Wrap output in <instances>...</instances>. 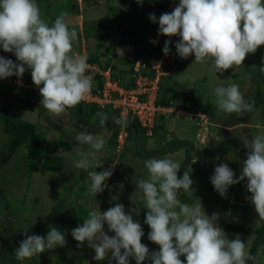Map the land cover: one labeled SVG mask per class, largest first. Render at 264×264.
Segmentation results:
<instances>
[{"label":"rangeland","instance_id":"374dc122","mask_svg":"<svg viewBox=\"0 0 264 264\" xmlns=\"http://www.w3.org/2000/svg\"><path fill=\"white\" fill-rule=\"evenodd\" d=\"M170 1L172 3L165 5ZM35 2L39 6L42 19L50 26L58 15L64 13L69 30L74 29L78 34V38L73 42V52L95 56L102 68L104 65L108 66L110 73L112 72L114 77L122 82L130 77V69L138 59L132 47L123 43L131 44L140 39L144 44L139 47L146 45L152 50L149 60L158 57L168 38L165 36L158 38L159 17L163 13H170L169 9L173 7L169 6L178 5L179 0H140L139 3L137 0L98 2L35 0ZM116 3L121 7H116ZM153 13L157 18L156 23L148 18L149 14ZM121 30L128 33H122ZM115 35L118 41L113 37ZM172 39L177 43L179 36ZM80 47L83 49L81 52ZM121 48L122 51H119ZM169 49L172 59L168 71L171 72L160 81L161 86L172 88L168 96L166 95L168 99L170 98L169 105L181 109L187 107L189 113H205V117L197 122L198 118L193 120L184 116L177 119L173 114L163 120L164 128L167 123H178L173 129L170 127L169 129L167 127L168 131L156 129L149 136L131 129L127 131L128 145L119 153L110 143L114 132L112 126H100L95 123L94 116L90 117L87 124H83L79 117L68 110L59 116L51 114L44 109L38 97L32 92L27 96L26 86L20 79L31 77V69L26 68L20 78L11 76L0 79V114L4 108H8L18 120L32 124L43 142L59 140L74 144L78 142L76 136L85 131L102 135L107 143L97 154L102 166L95 171L112 169L113 173L105 181L103 192L96 196L89 191L91 181L88 175L83 181L77 182L79 175L93 170L85 171L74 166L79 159L75 150L78 147L88 150V146L81 145H75L68 151L58 147L52 150L50 155L62 160L60 174L45 171L39 165L28 174L24 148H19L6 164L0 165V233L4 229H7V235H11L12 231H18L20 237L24 239L25 232L28 235L46 236L49 227L53 226L62 231L66 238L64 247L45 251L23 261L17 260V264H109L110 253L104 261H96L95 253L88 247L87 242L78 246L71 236V231L83 224L91 210L98 207L103 213L116 203L123 204L126 212L132 210L133 219L139 222V208L143 200L132 194L137 190V179L148 177L144 161L149 158L170 157L179 161L181 168L178 177L188 171L193 181V192H184L179 198L189 205L198 202L199 199L206 215L211 217L213 213L219 214L216 222L218 225L227 223L243 229H255L264 223V219L258 217L254 205L247 199L250 193L246 190V179L229 186L225 197H221L210 183L215 167L221 163H226L234 172V179L238 178L248 152L245 136L248 135L250 141L257 135H264V45L255 53L248 54L242 66H234L225 72L217 71L212 66L213 61L210 58H206L203 63H197L194 61V55L181 58L176 52L175 45H170ZM139 50L144 53L143 48ZM100 51L104 56L97 55ZM0 57L18 63L15 55L4 52L2 47ZM255 71L261 75L258 76L259 79L263 76V81L255 78ZM232 82L239 84V90L246 101L253 98L256 88L263 92L262 103L252 110L247 121L246 112L228 114L219 110L214 102V88L220 85L228 86ZM32 98L37 99L41 109H44L43 115H39L37 107L29 105V100H34ZM185 99L190 102H185ZM109 116V124L117 125L111 119L113 116L111 114ZM3 121L0 116V149L8 138L1 130ZM184 126L190 128L191 134L185 132L178 134V127ZM219 129H225L224 131H228L229 134H221L222 140L213 144L216 139L213 136H216ZM243 130L247 132L243 133ZM192 131L196 133L193 135ZM120 184L124 185L122 190L119 188ZM49 214L53 215L52 218L41 227L38 226L37 224L44 222ZM103 230L109 236L113 235L108 231L106 224ZM224 233L229 240L235 239L238 235L245 242L247 250L249 249L253 235L227 231ZM6 234H0V249L6 252V257L1 259L2 263L15 256L13 254L15 247L8 244L5 248L2 244V237ZM141 243L148 247L149 254L159 251V247L146 236L141 238ZM254 257L252 264H264V244L258 247ZM180 259L186 264L185 257L181 256ZM114 262L115 260H112L111 264ZM129 264H135L131 257ZM143 264L151 262L146 259Z\"/></svg>","mask_w":264,"mask_h":264},{"label":"clouds","instance_id":"9594fccd","mask_svg":"<svg viewBox=\"0 0 264 264\" xmlns=\"http://www.w3.org/2000/svg\"><path fill=\"white\" fill-rule=\"evenodd\" d=\"M116 7L121 6L116 3ZM171 7H175L173 11L169 9L170 13L159 17L158 35H178L175 48L181 58L194 55L197 63L210 58L217 71L225 72L242 66L248 54L264 45V0H179L178 6ZM148 18L157 22L154 13ZM77 38L76 30H69L64 13L50 26L42 19L35 0H0V47L6 53H13L18 62L0 57V79L13 75L20 78L26 68L31 69V80L39 88L42 99L37 97L44 109L59 116L66 109L76 107L93 88V77L86 75L88 55L73 52ZM169 43L165 41V55L170 51ZM239 89L235 82L216 86L214 102L218 109L228 114L251 112L254 101L248 103ZM97 118L100 126H105L110 116L97 112L94 119ZM111 119L122 127L128 123L123 115ZM76 140L81 146L87 145L88 150L80 147L75 150L79 159L74 166L85 171L93 169L88 172L89 191L96 196L103 192L105 181L113 174L112 169L95 171L102 166L97 154L107 142L102 135L86 131L80 132ZM246 149L238 178L234 179V172L226 163H221L215 167L210 183L225 197L229 186L246 179V190L250 193L247 199L254 205L258 217L264 219V135L246 140ZM144 167L148 177L137 179V190L132 195L144 201L147 209L144 223L150 229L148 240L159 251L149 254L148 247L141 243L144 235L141 224L133 219L132 210L126 212L120 203L103 213L98 207L88 213L83 224L71 231L78 246L87 242L96 261H104L110 253L109 264L112 260L116 264H129L130 257L135 264H143L146 259L151 264H185L181 256L185 257L186 264H246L248 260H255L238 235L232 240L226 238L216 223L219 214L209 217L199 199L189 205L179 198L184 192H193L190 173L177 175L181 168L179 161L170 157L149 158L144 161ZM123 187L119 185L121 190ZM105 224L114 235L109 236L103 230ZM65 245V234L50 226L46 236L25 232L15 256L23 261Z\"/></svg>","mask_w":264,"mask_h":264},{"label":"trees","instance_id":"16d2710c","mask_svg":"<svg viewBox=\"0 0 264 264\" xmlns=\"http://www.w3.org/2000/svg\"><path fill=\"white\" fill-rule=\"evenodd\" d=\"M122 31V30H121ZM122 33H128L126 31H122ZM94 36H97L96 34ZM158 38H164L163 35H159ZM135 43H123L125 45H129L130 47H132L133 52L135 53V55L137 56L139 61H143L146 62L149 60V55L150 52L152 50L148 49V47L141 46L142 41H140V39H138V41H134ZM139 48H143L144 53L141 52L139 50ZM106 50V49H104ZM108 51V50H106ZM98 56H104V53L100 51V53L98 54ZM97 56V57H98ZM87 63L89 64H96L97 66H99L100 68H102L99 63L98 60L95 56L89 55L88 56V60ZM257 65V64H256ZM106 66L104 65L103 69ZM147 71V72H146ZM140 74L142 75H147V77L149 79H152L154 77L153 72H150L148 69L144 70L142 69L140 71ZM260 74L258 73V71L254 72V76L255 78H258ZM111 76L113 79H117L114 77L113 73L111 72ZM253 76V72H252V78H254ZM261 76V75H260ZM17 76L13 75V78H16ZM263 77V76H262ZM261 77V81H263V78ZM18 78V77H17ZM30 76L25 77L24 79L27 80L26 82L30 81ZM118 80V79H117ZM133 80L134 77L132 76V69H130V77H128V79L126 81H120L119 85H123L125 87H131L133 85ZM162 80V78L159 80L158 82V90H157V95H156V100H155V104L157 105H161V106H169V102H170V98L168 99V97H166V95L172 91V88L170 87H165V86H161L160 81ZM93 82L95 87L93 86L92 88V93L95 94H99L100 92V77H98L97 75H95L93 77ZM26 94H28L27 96H30V91L29 90H25ZM160 95V96H159ZM168 96V95H167ZM177 96V94H176ZM263 96V92L259 89L256 88V93L253 96V98H250L247 102L248 103H252L254 101V106L253 109H255L257 107L258 104L262 103L261 101V97ZM34 99V98H32ZM186 100V101H185ZM185 102H190V100L185 99ZM195 100V99H194ZM198 101V99H196ZM196 101V102H197ZM41 104V102H40ZM29 105L33 106L34 108L37 107L38 113L39 115H43V110L41 109V105H39L38 100L34 99V100H29ZM43 106V105H42ZM178 108V107H175ZM184 109H188L187 107H183ZM68 111H71V113H73L75 116L79 117L80 120L83 121V124H87L90 120V117H95L97 112H104L107 114H111L113 117L118 118V114L117 111L110 109V107L106 106L102 109L97 108L94 105H77L74 108H70V109H66ZM205 112V111H204ZM252 112V111H251ZM251 112H246L245 117H246V121L248 120L247 118L249 117V115L251 114ZM109 114V115H110ZM205 114V113H204ZM1 118L4 120L3 124H2V133H4L5 135L8 136L7 140L3 143L1 149H0V165H4L6 164L10 157L12 155L15 154V152L19 149V148H24L25 149V154H26V160H27V173L30 174L35 167H37L38 165L45 171H50L56 174H60L62 172V160L58 157H54L51 156L50 153L52 152V150L54 148H60L62 150L68 151L70 150L73 146L75 145H79V143L74 142V144L66 142V141H59V140H51V141H47V142H43L39 139L38 134L36 133L35 127L32 124L26 123L24 121L18 120L16 115H14L13 113L9 112L8 108H4L2 113L0 114ZM86 118V119H83ZM95 123L99 124V120L94 119ZM128 123L126 125V130L130 131L131 129H136V123L131 120H127ZM107 126H112V130H114L113 134H112V138L110 140V143L112 144V146H114L115 142H114V137L115 134L117 133V131H119L121 129V125H114V124H109V121L106 123ZM165 130V128L163 127V120L162 121H156L155 125L153 127V132L155 130ZM223 130V131H222ZM219 129V133H216V137L217 139L212 142L213 144H217L222 140V135L223 133H228V131H224L225 129ZM229 134V133H228ZM83 146H87V145H83ZM126 146H124L125 148ZM211 157V156H210ZM209 158V157H208ZM88 173L85 174H81L79 175V177L77 178V182H81L84 179L87 178ZM140 220L139 223L141 224L142 230L144 232L143 236H146L148 238V233H149V229L147 227V225L144 223V219H145V215L147 212V209H145L144 206V201H142L140 203ZM52 214H49L44 222H41L40 224H37L38 226H42L45 224V222L49 221L52 218ZM7 227V225H5ZM219 227L224 231V232H232V233H240L242 235H253V239L250 243V247L248 249V251L250 252V254L252 256L255 255L256 250L258 249L259 246H261L262 244H264V223L262 225H259L258 227H256L255 229H243L240 227H237L235 225H231V224H227V223H222L219 225ZM7 233V229H4L3 232H1L0 234H6ZM111 233V232H110ZM114 235V233H111ZM142 236V237H143ZM2 244L3 246H5L8 244H11L12 247H15V250L13 252V254H15L16 248L19 246V242L23 239L22 237H20V233L18 231H12L11 235H7L4 237H2ZM154 244V243H153ZM155 245V244H154ZM156 246V245H155ZM6 257V252L4 251V249H0V264H17V259L15 258V256H11L10 260L7 261L6 263H2L1 259ZM253 260H248L246 261V264H252ZM116 264V261L113 263Z\"/></svg>","mask_w":264,"mask_h":264},{"label":"built area","instance_id":"2783aa9c","mask_svg":"<svg viewBox=\"0 0 264 264\" xmlns=\"http://www.w3.org/2000/svg\"><path fill=\"white\" fill-rule=\"evenodd\" d=\"M172 11L174 10L171 9ZM166 40L170 41V45H176L172 37H168ZM172 53L164 54L163 48L158 57L148 60L147 63L143 61H135L132 65V76L134 77L133 85L131 87H125L119 85L117 79H113L110 73V68L106 66L104 69L97 65L89 64V68L86 71V75L94 77L97 75L100 77V92L99 94L90 93L84 100L78 105H94L99 109L106 106L110 109L117 111L118 118L122 115L136 123V130L142 132L145 135H151L155 122L167 119L168 116H174L183 118L188 116L191 119H197V122L204 119V113H189L186 109L174 108V106H161L155 104L158 82L161 78H164L166 74L170 73L168 67L171 65ZM149 70L153 72L154 77L149 79L147 75L140 74V71ZM168 71V72H167ZM147 72V71H146ZM21 83L26 86L27 90H30L36 96L42 99L39 93V88L34 86L32 80L29 82L21 80ZM19 81V82H20ZM93 86L94 82H93ZM126 126H121V129L117 131L114 137V149L119 153L124 146L128 145V136ZM217 139L216 136H213ZM214 139V141L216 140Z\"/></svg>","mask_w":264,"mask_h":264},{"label":"crops","instance_id":"0c3cea01","mask_svg":"<svg viewBox=\"0 0 264 264\" xmlns=\"http://www.w3.org/2000/svg\"><path fill=\"white\" fill-rule=\"evenodd\" d=\"M96 2H98V0H95ZM169 3H172V1H170V2H168V3H166L165 5H168ZM172 5H174V6H176L175 4H172ZM178 6V5H177ZM169 7H171V6H169ZM69 19V18H68ZM93 35H95V34H93ZM121 35V34H120ZM94 37V36H93ZM113 37H115V39H116V35L115 36H113ZM84 40H86V38H83ZM98 39V38H97ZM117 40V39H116ZM118 41V40H117ZM81 45H82V43H81ZM83 49L80 47L79 48V52H81ZM122 51V48L121 49H119V51ZM95 52V51H94ZM191 119V118H190ZM175 124H178V123H174L173 124V122H170V123H167V125H165V131H168L167 130V127H168V129H169V127L171 128V129H173L174 128V126H176ZM178 134H181V132H185V133H189V134H191V131H190V128L188 127V126H184V127H178ZM195 133H196V131H194ZM194 132L192 131V134L194 135Z\"/></svg>","mask_w":264,"mask_h":264},{"label":"water","instance_id":"95a60500","mask_svg":"<svg viewBox=\"0 0 264 264\" xmlns=\"http://www.w3.org/2000/svg\"><path fill=\"white\" fill-rule=\"evenodd\" d=\"M246 132H247V130H243V133H246ZM245 138H246L247 140L250 139V137H249L248 135H246Z\"/></svg>","mask_w":264,"mask_h":264}]
</instances>
